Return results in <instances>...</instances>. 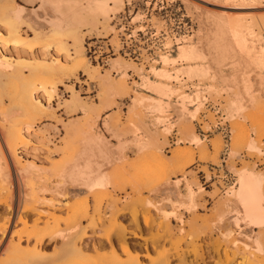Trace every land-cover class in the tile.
Here are the masks:
<instances>
[{
	"label": "rangeland",
	"instance_id": "rangeland-1",
	"mask_svg": "<svg viewBox=\"0 0 264 264\" xmlns=\"http://www.w3.org/2000/svg\"><path fill=\"white\" fill-rule=\"evenodd\" d=\"M84 1L85 0H83L82 2ZM173 1H178L181 3L182 13H185L187 16H189L192 19L193 29H192V33L190 34V36L183 37V38L179 37L178 35L176 36L173 32H171L168 29L167 31L168 33L165 36L166 37L165 42H167V44H171V39H176L175 41H181V44L179 46L183 45L184 43L192 44L196 41L194 35H195V32H197L198 30L197 8H199L209 13L214 12V13L224 14L231 18L236 17L237 19L239 18L240 20L245 19L247 22H254L253 29L256 31V33L259 32L258 34L260 35L259 41L256 43V45L258 47H261V46L264 47V22H263L264 21V0H258L259 2L255 0L254 1L255 3H242L238 0L224 1L222 3L214 2L212 0H173ZM13 2L16 5L23 6L24 8L26 7V9L31 10V11L40 10V2L38 0H13ZM110 14H114V12ZM108 16L105 19L101 18L98 20L101 23L99 22L100 23L99 24L97 22L98 26H96L95 30L91 29L92 27H88V28L83 27L80 30V36L83 41L82 43H84L85 36H90V35L99 36L103 34L107 35L109 33H113V34L116 33L114 30V27L110 28ZM105 20L106 22H104ZM153 20L156 23H159L157 19H153ZM103 23L109 26L108 27L106 26L104 29L105 24ZM261 23L263 24L261 25ZM20 33L24 37L32 36L33 37L32 40L36 41L38 46H36L35 52H30L31 54H33L32 58L25 54L16 55V53H13V51L10 50V47L8 50H5L6 53H4L5 54L4 57L12 66L6 69L5 77L4 76L1 77V80L4 81L5 84L4 83L2 84V82H0V102H1L0 109L2 111L0 112V116L4 112L5 108L8 109L11 107L12 103L9 101V96L14 94L15 90L19 88L20 82H21L20 78H24V77L29 78V76H33V75H36L38 77L44 71L41 65L42 64L41 56L49 40L48 41L36 40L34 33H32L29 30L27 31L26 28H24L22 32ZM112 41H115V38ZM65 42H66V50H64L63 52L65 53V55L64 54L62 55L53 54L51 55L50 59L60 60L62 58L64 59L66 56H70V55L75 56L73 46H72V41L69 38H66ZM57 43L58 42L55 40L50 41L51 45H54ZM82 51L83 52L81 55V59H83V61L86 62L85 64L89 67V69L91 68V66L92 67L95 66V64H91L89 60L86 58L85 53H84V48L82 49ZM175 55H176V50L171 55L159 53L158 56L160 57L161 64L159 66H156V63H155L154 65L150 67L149 70L145 69L143 65H137L132 61H127L120 57V60L122 59L123 62L124 61L127 62V64H125L126 67L122 66L123 68L122 67L114 68L110 64L111 63V60H110L108 67L100 68L98 66H95V68H93L95 70L91 69L87 72V74H84L82 71H76L73 75H69L68 77L63 78L61 82L55 79L54 82H56V88H55V92L52 94L50 104L47 106V109L44 110V113L42 115L36 116L34 119V128L36 131L35 134L32 135V137L28 139V143L25 146L23 145V146L17 147L16 152L19 157L18 158L19 165L15 164L16 169H13L14 166L12 167V164H10L9 166L8 174L11 172L10 173L11 177H10L9 182L11 184L13 183L12 184L13 186L11 185V188H13L12 189V193H13L12 197L14 198L13 202H15V200L17 201V199L19 200L20 198L21 202L18 201L19 207H23L24 203H26L25 204L26 206H29L30 203H32L34 204L33 207L36 208L37 204L34 203V201L35 200L42 201L40 204L41 206L38 204L39 209H41V211L43 210L41 212L42 213L41 215H38L39 213L37 210H35L36 212L33 211L34 210L33 207L30 209L25 208V210H20L21 216L26 217V220H28V223H27L28 227H31L32 226L31 224L33 222L32 220L37 219L39 216L42 217V218L40 217L42 219L40 223H43L47 215L51 216L46 213L48 211H51L49 212L50 214L53 211L52 216L54 214L55 215L57 214L55 216L57 219L60 217L58 219L59 222H57V219L54 220L52 216L49 217V221L47 220L49 224H52L50 222V219H53L56 223H58L56 226H59V227H57L55 231H60L59 229L63 230V228L66 229L68 222H71L72 220L79 222L78 231H81L83 229L85 230L86 233L88 232V234H91V236L89 235L88 238L84 239V242L86 241L85 243H87V245L85 246L87 247L85 248L87 251L84 249L86 252L84 251L83 255L88 258L97 259L98 256H102L104 253L107 255L110 254L107 252L111 251L110 249L111 247H109V250H108V248H106V245H103V247H101L102 245H100L99 247H97L98 249L96 248L94 250V248H92L90 245L93 243L100 244L98 243V240L99 242H101V244L105 243V238H104L106 235L105 232L107 233V235L110 234L111 236V234L114 231L113 228H116V229L118 228L114 225H117L118 223L120 224L122 223L121 225L123 224L127 225L124 227L125 229H127L128 227L131 230H134V232H136L134 234L133 231L131 230L128 231V229L127 230L124 229L125 233L128 236L127 241L129 239L130 241V242L128 241L129 244L132 242L130 244L131 246L130 248L134 249L133 251H131L130 249V251L132 253L134 252L133 254L139 253V260L141 259L140 263L142 264H156V263H153L152 261L155 262L157 260L156 259L157 252L160 253L164 251L166 253V261L168 262V264H186L185 260L189 264H237L245 259H249L253 261V264H264V250H263L264 249V242H263L264 241V236H263L264 230L248 228L247 226L243 225V223H236V218L239 215V210L235 208L234 201L232 202V200H234L233 197L231 199V197H228L229 196L228 194L231 189L237 187V183L235 187L228 190L225 194H222L219 188L217 187V184L222 185L220 182H218V180H216L211 185V187H207V186L205 187L201 184L202 182L201 174L199 173L200 171L204 172L207 178L210 175L214 176L215 171H212V173L208 172L210 165L220 166L221 157L223 153H226L227 154L226 155L227 156L226 166L229 170H231L233 174H235L236 182L238 178L237 173L243 168H249L251 170L254 169L253 170L254 172L264 176V92L258 93L257 91L258 100L255 101L257 103L254 102L253 103L254 106L253 104L248 105V106L246 105L247 108L245 109V112L243 111L244 113L243 112L237 113L234 111H229L230 109L228 108V104L231 98L233 97L232 94L234 93L225 91L224 87L223 88L221 86L219 87V83H217V81L211 80L209 76L193 77V76H188L184 73L177 72L178 69L187 67L188 63L185 61L177 60L176 62H173V63L168 62L165 65L163 64V61H162L163 58L161 56L174 57ZM68 67H71V63H69ZM175 67H177L178 69ZM153 69L169 70L168 73H170L169 75L171 76L169 78L159 77L155 74ZM119 71L120 72L124 71L125 75L120 76ZM126 71L131 72V74L127 73ZM224 71L231 74L230 73L231 71H229V69H226ZM113 72H115L116 75ZM102 74L104 76H107L109 79L112 78L113 80L111 79V81L113 82H118L119 79L121 82L124 80L122 83L124 84L126 88L125 89L126 92H123V93L119 92L118 94L121 93L120 95L118 96L115 95L112 98L115 104L112 106V108H110L111 110H108V111L106 110L105 112H101L96 117L97 115L96 113L100 112V110L103 109V105H102L103 98L106 95L103 81L100 80L102 79V77H104ZM250 75H252L251 78H253L254 80L256 79L257 75L255 73L254 74L250 73ZM142 78L151 80L156 83L165 82V84L169 85L171 88L179 90L178 92H179L180 97L184 95H192L197 92L200 93L203 99L201 100L202 103L200 102L201 105L200 103L199 104L197 103L198 105L197 106L192 102H187L185 104H186V108L188 109V110L186 109V112L190 111V113L191 112L193 113V111L196 108H198L197 111H194L195 113L194 116L191 117V119L193 120L190 119L191 120L190 126L194 130L193 132L196 134L198 139H201V140H198L197 142L194 143L190 138L185 136V134L183 135V131H181L182 129L179 123V120H181L180 116H178L177 113H175L173 110L170 109L167 113H165V118L167 122L159 124V125H155L152 127L153 128L152 131L156 130V132L155 131L154 132L156 134L155 135L157 139L156 141H160L159 144L161 145H158L160 146L159 147L160 149L156 150L157 148L155 147L153 148V147L145 146L144 148L137 150L135 145L129 144V141L134 139L133 136L137 137V135H138V139L142 138L145 141L147 138V134L145 133L141 134L143 130L140 129L142 131L141 132L140 130H138L137 126L139 125L138 127H140L141 123H142L141 125L145 123V127L147 124L151 125L155 119V118L153 119V117H156L155 114L150 113V110H147L149 108L147 102H145L146 105L143 103L144 105L136 106L134 113L136 112L138 113L134 114V116H133V111H131L132 105H133L131 98L134 95L140 93L145 97L155 96L153 92H151L150 90L146 88H143L142 83H141L143 81ZM255 83H256V80L254 81V86L256 90L264 88L263 85L259 86L258 83L256 87ZM216 86L217 88H215ZM72 92H75L77 96L79 97V99L85 105L90 106V107L93 106L92 107L93 112H91V114L87 115V113H84L80 109H74L72 107H68L65 105V100L71 96ZM35 94H36V97L40 100L41 99L40 96L43 93L42 91H37ZM229 95L230 97H228ZM179 96H173V98L171 99V101L177 104L178 106L181 105L180 100L178 101ZM211 96H213V98ZM46 97L47 95L44 96V99L42 101L43 103H45ZM210 104H211V107H213V109H209L206 107L207 105H210ZM250 106L253 108H251ZM145 108H146V111H145ZM94 110H97V112H95ZM216 110H218L223 115L224 119L216 115ZM196 113H197V116H196ZM240 117H243V118H240ZM19 118L18 120L21 121L22 116ZM162 118L163 116L161 115V119ZM25 121H26V118H23L22 124H24ZM105 121H108L109 124L112 123L110 124V127L111 126L113 127V128L112 127L110 128L111 130L106 128V126L104 125ZM225 121L228 122V125L230 128V136H229L230 140H228V144L227 142L225 143V139H223L222 135L216 130H214V132L211 133L209 138H206L204 140L202 139L200 130L203 132H206L207 130H210L211 127L213 128V126H215L217 123H224ZM101 123H102V127L104 131L109 135V139L108 140L106 139V141L108 142V145L113 146L111 145L110 139L115 140L116 142L122 140L123 142L128 143L127 147L125 148V153L130 151L133 154V156L128 157L127 155H124V159L120 161L115 160V162H112L111 164H108L107 166L103 167V170L106 172V174L109 172V174L107 175L111 177L110 178L111 180L109 182H111L110 184L112 186L110 187V185H108V188L105 191L97 190L93 192H87V195H86L84 189L82 190V187L80 186L77 188V191L78 192L81 191V193L76 192V196L72 194H69V195L65 194V196H62V198H60L61 196L59 197L56 196L55 194H53L52 190L55 189L57 182H59L60 180L59 177L56 175L59 174L57 172L63 169V165L68 161L64 167L65 168L69 167L74 161H76L79 158H82L87 152L86 146H87L88 141L96 134L97 135L101 134L102 138L105 139V137L103 136V134L100 132V129H99ZM169 124L170 125L172 124L173 128L171 129L169 133H166L164 131V128H165V125H169ZM141 128H144V125ZM114 129H116L115 134L113 133L115 131ZM157 129L159 132L161 131L160 132L161 134H157L158 132ZM164 134H166V136ZM158 135L159 137H157ZM183 136H185L188 140L183 138ZM129 137L132 139L127 140V138ZM143 137H146V138H143ZM251 140H253L252 142H254L255 144V149H250L248 147ZM161 141L162 142L166 141V142L162 143ZM2 143H3L2 139H0V146ZM179 152L181 156L178 159H174L175 154ZM232 153L233 154L236 153V155L231 156ZM28 163H32L33 165H35V167L38 170L31 172L28 176H25L24 178L20 177L19 170L26 167ZM17 166L22 167V168L18 169ZM57 167L61 169L59 171H56ZM230 167L232 169H230ZM234 167H236V169ZM54 171H56V173ZM56 177L58 178V180ZM185 177H186V181L191 180V183L189 182L190 186L192 185L191 187L196 193L195 202H198L199 204L197 203L195 206L196 207L195 210L190 213H186L184 210L182 211L180 207H177L175 216L173 217L170 216L169 218L170 220L169 225L173 226V227L170 226L171 231H173L172 235L170 236L171 238H170L164 233L166 225L164 224L162 220L164 219L165 223L167 221L165 220V218H162L163 216L161 217L159 214H155L157 221L155 222V224H154L155 219L151 221L153 217L155 218V215L153 216L151 215V214H154V211L152 210V207L147 206V202L148 201L153 202L154 199H156V201H159L164 198V194L163 192H161V189L163 188L164 186L163 184H165V182L170 181V180H177L178 178L185 179ZM20 179H22L23 181ZM263 184H264V178H263ZM16 185L18 186V189ZM44 187L46 190L42 191ZM66 188L70 190L72 187L69 185V187L66 186ZM262 189L264 192V188ZM24 190L26 191L25 193H23ZM47 190L48 191L50 190L51 193L48 192ZM153 190H155V192ZM179 191L182 194H185V184L180 185ZM33 192L35 193L37 192L36 193L37 196ZM82 192L85 193V196ZM23 194H25L28 198H25L24 197L25 195ZM40 194H43V195H40ZM53 195H55L56 197H54ZM6 196H7L6 193L0 192V200H2L1 198L3 199L6 198ZM41 196H43V198ZM30 197L34 198L35 200H33L32 198L30 200ZM229 198L230 200L228 201ZM59 199H60V202L63 201L62 205L64 204V206L59 210H56L55 208L53 210V206L51 204L60 205L61 203H59ZM4 200L0 201V214L1 213L3 214L4 211L7 209V205L4 203ZM22 201H23V204H21ZM84 201L87 202L88 211L83 209L84 207L82 208L83 206L82 203ZM108 201H111L113 203L108 202ZM28 202H29V205H27ZM43 202H46L47 204ZM107 202L109 205L107 204ZM226 202L227 204H225ZM69 204L72 206L68 207ZM110 205H113V206H110ZM115 206L116 208H113ZM65 207L68 210L65 211ZM116 209H121L122 212L118 210V213H117ZM70 210H73V212L76 213L75 216H74V213L72 214L75 219L70 215L71 214ZM84 210H85V213H84ZM65 212H67L68 216L70 215L72 219L69 218ZM113 212H116V213L112 215ZM150 212H153V213H150ZM149 215L152 216L150 217L149 222H152L154 225H156V223L159 224L158 225L159 229L157 228V225H156L157 229H155L154 228L155 226L153 224L150 225L151 223L149 224V222L147 223L148 225L147 224L145 225V219L149 217ZM0 216L2 217V215ZM159 216L162 218V220ZM180 216L181 218H179ZM1 217H0V226L2 224ZM64 217L66 219L68 217L70 221L69 219H67V223H65L66 219L64 220ZM133 217L134 218L137 217L138 220L136 219V221H139V222H136V224L138 225L137 227H139L138 229L140 231L137 230V227L135 226V222L133 221L134 220ZM107 219H109L110 221ZM175 219L178 221H176ZM92 221L93 223L96 222L94 224H96L97 227L96 225H94L95 227L90 229V226L87 224H90V222ZM103 221L104 223L102 225ZM117 221L118 223L116 224ZM161 222L163 223L161 224ZM42 225H44V223ZM42 225L38 224L39 227L38 226L37 227L42 228ZM98 225L99 226L102 225L100 226L101 228L98 227ZM112 225L114 226L113 228H112ZM163 225H164V228L162 229L163 230L162 231L163 233H162L160 229L161 227H163ZM53 226L55 225L53 224ZM87 226H89L88 227L89 229L87 228ZM79 227L81 230L79 229ZM84 227L87 229H85ZM144 228L145 230H143ZM11 229L12 231L17 230L16 232L21 231L22 224L15 223L11 227ZM147 229H150V230L147 231ZM151 229L157 230L156 232L155 231L154 232L156 233V235L158 234V236L159 234H161V236L165 234L163 236L164 240H162V237L160 238L158 236H155V233ZM115 231L113 233L114 235H116ZM150 231H152L153 234ZM146 232L148 233V236H146L147 235ZM149 232H150L151 237L149 235ZM103 233L105 235H103ZM119 233L121 232L119 231ZM248 233L249 235H247ZM117 234H118V231H117ZM132 235H135V236H132ZM245 236H247L248 238L250 237L249 238L250 240L249 239L247 240ZM261 236L263 237L261 239L262 250L257 251L254 241L257 238H261ZM111 237H112V240L114 239L113 241H116L117 238L115 236H111ZM140 237H142L143 239ZM153 237L155 239L160 238V241L155 243L153 240L154 239ZM147 238L149 241H151L150 244L152 242H154L153 243L154 245L159 243V249L158 247L157 249L160 250V252L155 250L156 246L154 249V245H149V241L145 240ZM95 241L97 243H95ZM143 242L147 244H143ZM85 243L83 244L85 245ZM21 244L23 248L26 247L24 241H22ZM160 244H161V247H160ZM118 245L119 244L116 241L115 249L117 250V253L119 254V256L121 255V258L126 259L127 256H125V254L122 253L121 249H119L120 245L119 246ZM253 245L255 246L254 248H252ZM147 249L149 250L146 251ZM168 251L170 255L172 253L173 254L175 253L176 256L175 254L174 255L172 254L173 256L172 255L170 256L169 254H167ZM56 252H59L58 246L55 247V245H52V247L47 248V250H45L43 253H45L44 254L46 255L45 257L51 256L49 258H53L56 255L58 256L59 253L61 254V252L59 253H56ZM182 253L184 256L181 255ZM168 256L170 258H168ZM178 258L182 259L183 263L182 262L178 263L176 261L178 260ZM94 259H90V260L93 261ZM201 259H203V261ZM90 260L88 259L87 262L90 263ZM170 260H171V263H170Z\"/></svg>",
	"mask_w": 264,
	"mask_h": 264
},
{
	"label": "bare ground",
	"instance_id": "bare-ground-1",
	"mask_svg": "<svg viewBox=\"0 0 264 264\" xmlns=\"http://www.w3.org/2000/svg\"><path fill=\"white\" fill-rule=\"evenodd\" d=\"M38 1L40 2V10L35 9L36 11H31V10L26 9V7L24 8L23 6L16 5L13 2V0H0V82H2V84L4 83V81L1 80V77H3V76L5 77L6 69L8 67L12 66L4 57L5 56L4 53H6L5 50H8L10 47V50L13 51V53H16V55L17 54H23V55L25 54V55H28L32 58L33 54H31L30 52H35V50H36L35 48H36V46H38L37 42L32 40L33 39L32 36L24 37L21 35L20 32H22V30L24 28H26L27 31L29 30L32 33H34L36 40H43V41L49 40V42L45 46V50L41 56V59H42L41 65H42V68L44 70L43 73L38 77L36 75H33V76H29V78L28 77L25 78L24 76H23L24 78H20L21 82H20L19 88L15 90L14 94L9 96V101L12 103L11 107L8 109L5 108L6 111L4 110V112L0 116V139H2V142H3L2 143L3 145L1 144V146L3 148L0 146V192H4L7 194L6 198H4L5 200L3 198H1L2 200H4V203L7 205V209L4 211L3 214L2 213L0 214V215H2V217L0 216L1 221H2L1 222L2 224L0 226V264H90V263L91 264H142V263H140L141 259L139 260V253L133 254L134 252L133 253L131 252L134 249L130 248L131 247L130 244L132 242L129 244V242H130L129 239H128L129 242L127 241L128 236L124 231V229H125L124 227L127 225H125V224H123L124 225L123 226V225H121L122 223L120 224L117 221L116 224L118 223L117 224L118 226L117 225H114V226L118 227L120 230L118 228H117L118 230L116 228H113L114 226L112 225V228L114 229V231L116 229V231H115L116 235L113 234L114 231H113V233L111 231L110 232L113 234V235L111 234V236H115L117 238L116 241L120 245L119 249H121L122 253H124L125 256H127L126 259L121 258V255L119 256V254L117 253V250L115 249L116 248L115 247L116 241H113L114 239L112 240V237L110 236V234L108 233L109 235H107L106 232H105L106 235L103 233V235H105V237H104L105 243L101 244V242H99V240H98V243H100V244H94L93 242H91L93 244L90 245V243H89V245L92 248H94V250L97 247H99L100 245H102L101 247H103V245H106V248H108V250H109V247H111L110 248L111 251L107 252L110 254L107 255L104 253L105 255L103 254L102 256H98L97 259L88 258V257H85L83 255V252L86 250L85 248H87V247H85L87 245V243H85L86 241L84 242V239L88 238L89 235L91 236V234H88V232L86 233L85 230H83V229L81 230L80 227H79V229L81 231H78L79 222L72 220L71 222H68L67 227L65 226L66 229L63 228V230L65 229L64 231L62 229H59L60 231H55L57 229V227H59V226H56L58 223H56L54 221L57 219L55 217L57 214L56 215L54 214L53 215L54 217H53L52 216L53 211L51 214L49 213L51 211H48L46 213L51 215L52 218L54 219V220L50 219V222L52 224H49V222H47V220L49 221V217H51V216L47 215L46 218H48V219H46V218L44 219L45 220V221H43L44 225H42L43 223H40L42 221V219H41L42 217L37 216L38 217L37 219L32 220L33 222L31 221L32 224L29 222L32 226L28 227L27 226L28 220H26V217L21 216L20 210H25V208L30 209L34 206V204L30 203V205L32 204L30 206L29 202H28L27 205H29V206H26L25 205L26 203L23 204V201H22L21 204H23L24 206L19 207L18 201H20V198L18 200L17 197H16L17 201L15 200V202H13V199H14L12 197L13 196L12 195L13 194L12 193L13 188H11V185L13 183L11 184L9 182L10 177H11L10 176L11 172L8 174L9 166H10V164H12V167L14 166L13 169H16L15 164L19 165V159H18L19 157H18L17 152H16L17 147L23 146V145L25 146L28 143V139L31 138L32 135L35 134L36 131L34 128V119L36 116L42 115L44 113V110L47 109V106L50 104L52 94L55 92V88H56V82H54V80L57 79L59 82H61L63 78H66L69 75H73L76 71H82L84 74H87V72L89 70L95 68V66H93V67L91 66V68L89 69V67L85 64L86 62H84L83 59H81V55L83 52L82 51V49H83V43L82 42L83 41H82V38L80 36V30L83 27H87V28L92 27L91 29L95 30L96 26H98L97 24L100 22V21H98L99 19H101V18L105 19L108 15H111L110 13H112V12H114V14L120 12L123 8V3H124V0H85L84 2H82L83 0H38ZM212 1L222 3L224 1H234V0H212ZM238 1H240L242 3H255L254 2L255 0H238ZM185 2H187V1H185ZM137 16H136V18H138ZM197 20H198V30H197V32H195V35H194L196 41L194 40L195 42L192 44L191 43H184L183 45L178 46V48L176 49V55L174 57L161 56L163 58L162 59L163 64L165 65L168 62L173 63V62H176L177 60L187 62L188 64H187V67H185V68L178 69L177 67H175L178 69L177 72L184 73L188 76H193V77L209 76L211 80L217 81V83H219V84L220 83L223 84L225 91L234 93V94H232L233 97L231 96L232 98L228 104V108L230 109L229 111H234L237 113H242L243 111L245 112V109L247 108L248 105H251L256 100H258V98H257L258 93L264 92V90H263L264 88L256 90L254 83L251 82L252 81L251 80L252 75H250V73H252V74L255 73L257 75V76L255 75L256 76V79H255L256 80V83H255L256 87H257V83L259 84V86H262V85L264 86V47L263 46L258 47L256 45V43L259 41L260 35L258 34L259 32L256 33V31L253 29V23L254 22H247L245 19L240 20L239 18L237 19L236 17L231 18V17H228L224 14H219V13H214V12L209 13V12L204 11V10L199 9V8H197ZM258 20H260V19H258ZM104 22H106V20ZM196 23H197V21H196ZM103 24H105V23H103ZM262 24L263 23H261V25ZM106 26L107 25L105 24L104 29ZM46 29H47V31H46ZM88 31H89V29H88ZM95 32H97V31H95ZM98 34H99V32H98ZM82 36H83V34H82ZM66 38H69L72 41V46H73L75 56H72V55L66 56L64 59L62 58L60 60L50 59L51 55H53V54L54 55H62V54L65 55V53H63V52H64V50H66V42H65ZM53 40L57 41L58 43L51 45L50 41H53ZM69 63H71V67H68ZM110 64L114 68H121L122 66L126 67L125 64H127V62H125V61L123 62L122 59L120 60V57H116V58L111 60ZM128 65H129V63H128ZM179 67H181V66H179ZM182 67H184V66H182ZM164 68H165V66H164ZM226 69H229V71H231L230 72L231 74L225 75L226 72L224 70H226ZM93 70H95V69H93ZM153 70H154L155 74L159 77L169 78L171 76V75H169L170 73H168L169 70H165V69H153ZM123 75H125V72L121 71L120 76H123ZM111 79L112 78L109 79L107 76H104V77H102V79H100L101 81H103V85L105 87V94L106 95L103 98V104H102L103 109H101L100 112L96 113L97 114L96 117L101 112H105L106 110L107 111L111 110L110 108H112V106L115 104V102L112 100V98L115 95H117V96L120 95L121 93L118 94L119 92H122V93L126 92V90H125L126 88H125L124 84L122 83L124 80L121 82L119 79L118 82H113V81H111ZM141 83H142L143 88L150 90L151 92H153L155 94V96L154 97L153 96L145 97L140 93L134 95L131 98V100L133 102L132 109L130 107L131 111H133V116H134V114L138 113V112L134 113L136 106L144 105V104L146 105L145 102H147L148 106H149V108L147 110H150V113L155 114L156 117L152 116L153 119L154 118L155 119L151 125L147 124L145 127V123H143L144 128H141L143 126V125H141L142 124L141 123L140 127H138L139 125L137 126L138 130H140V129L143 130V132L140 130L142 132L141 134H143V133L147 134V138L143 137V138H146V140L144 141V139H142V138H141L142 140L138 139V135H137V137L133 136L134 139L131 138L132 140L129 141V144L135 145L137 150L142 149L145 146H149V147H153V148L155 147V148H157L156 150L160 149L159 148L160 146H158V145H161V144H159L160 141H156L157 140L156 136H155L156 130L152 131V129H153L152 127L155 125L166 123L167 120L165 118V113H167L170 109L173 110L175 113H177L178 116H180L181 120H179V123H180L181 129H182V130L181 129L180 130L183 131V135L185 134V136L190 138L194 143L197 142L198 140H201V139H198L196 134L193 132L194 130L190 126V121L193 120V119H191V117L194 116V114H195L194 111H197L198 108H196V109L194 108L195 110L193 111V113L192 112L190 113V111L186 112L187 108H186V104H185L187 102H192L195 105H197V103L199 104L201 102V100H203L202 96L200 95L199 92L194 93L192 95H184V96L180 97L179 92H178L179 90L171 88L169 85L165 84V82L164 83L163 82L162 83H160V82L156 83V82H153L151 80L143 79V81ZM207 85H209V84H207ZM238 86H241L242 91L237 92L235 90L238 88ZM3 87H4V85H3ZM215 88H217V86ZM234 90H235V92H234ZM37 91H42V93H43L40 96V98H41L40 100L36 97L35 93ZM257 91H258V93H257ZM45 95H47V97H46L45 103H43L42 101H43ZM173 96H179L178 101L180 100V104H181L180 106H178L177 104H175L171 101ZM218 96H219V94H218ZM211 97L213 98V96H211ZM228 97H230V95ZM201 103H200V105H201ZM255 103H257V102H255ZM65 105L68 107H72L74 109H80L84 113H87V115H89V114H91V112H93L92 111L93 106L90 107V106L85 105L79 99V97L77 96V94L75 92H72L71 96L65 100ZM253 106H254V104H253ZM251 108H253V107H251ZM94 111L97 112V110H94ZM145 111H146V108H145ZM0 112H2L1 109H0ZM227 112H228V110H227ZM161 115L163 116L162 119H161ZM21 116H22V118L20 121V120H18V118ZM196 116H197V113H196ZM23 118H26V121L24 122V124H22ZM240 118H243V117H240ZM148 119H149V117H148ZM110 124H112V123H110ZM110 124L108 123V121H105L104 125L106 126L107 129H110L112 127V126L110 127ZM172 124L171 125L170 124L165 125L164 131L166 133H169L171 131V129L173 128ZM114 130L115 131L113 133L115 134L116 129H114ZM144 130H146V131H144ZM157 131H158V129H157ZM119 132H120V130H119ZM160 132L158 131L157 134H161ZM100 135L96 134L95 136H93L88 141L87 146H86L87 152L82 158L77 159L69 167H66V168L64 166L67 164L68 161L66 163L63 162L65 164L63 165L62 170H60L61 168L57 167L56 171L60 170L59 172H57L59 174H57V175L54 174V175L58 176L60 180H59V182H57L55 189L52 190L53 194H55L58 197L61 196L60 198H62V196H65V194H68V195L72 194V195L76 196V192H78L77 188L80 186L82 187V190L84 189L86 195H87V192H93V191H97V190H104L105 191L108 188V185H110V187H112L110 184L111 182H109L111 180L110 179L111 177H109L107 175V174H109V172L106 174V172L103 170V167L107 166L108 164H111L112 162H115V160L120 161V160L124 159L125 148L127 147L128 143L120 140V141H117L116 146H110V145H108V142L106 141V139L102 138V135L101 136ZM162 135H163V133H162ZM164 135L166 136V134H164ZM117 136H118V134H117ZM185 136H183V138L187 139ZM157 137H159V135ZM115 138H117V137H115ZM252 141L253 140H251L248 147L250 149H255V144ZM163 142H166V141H163ZM136 148H135V150H136ZM233 153L231 156L236 155V153L235 154H233ZM259 153H261V152H259ZM180 156H181V154L179 152V153L175 154L174 159H178ZM69 163H70V161H69ZM19 168H22V167H18V169ZM234 168L236 169V167H234ZM230 169H232V168L230 167ZM35 170H38L35 167V165H33L32 163H28L26 167L19 170L20 177L24 178L25 176H28L31 172H33ZM253 170H251L249 168H243L242 170H240L237 173V175H238L237 182H236L237 187L233 188L229 191L228 197H231V199L233 197L234 200H232V202L234 201L235 208H237L239 210V215L236 218V223H243V225L247 226L248 228L261 229V230L263 229L264 230V192L262 189V188H264L263 187L264 186V184H263L264 176L254 172ZM56 171H54V172L56 173ZM107 171H108V169H107ZM111 176H113V175H111ZM20 180H22V179H20ZM57 180H58V178H57ZM189 182L191 183V180L186 181V177H185V179L184 178H178L177 180L167 181V182H165V184H163L164 186L161 189V192H163V194H164V198L162 200H159V201H156V199H154L153 202L152 201L147 202V206L152 207V210L154 211V214H151L152 216L155 214H159L161 217L163 216L162 218H165V220L167 221L165 223L164 219L162 220V218L159 216L161 218V220L164 222V224L166 225L164 233L168 237H170L172 235V232H173V231H171V227H173V226L169 225V221H170L169 218H170V216H172V217L175 216L177 207H180L182 209V211L184 210L186 213H190V212H193L195 210V208H196L195 206L198 203V202H195V199H196L195 194L196 193L192 189V187H191L192 185L190 186ZM181 184H185V194H182L179 191ZM262 184H263V186H262ZM69 185L72 187L70 190H68L66 188V186L69 187ZM17 189H18V186H17ZM45 190L46 189L44 187L42 189V191H45ZM153 191L155 192V190H153ZM25 192L26 191L24 190L23 193H25ZM48 192H50V190ZM33 193L36 194L37 192L36 193L33 192ZM78 193H81V191ZM85 193H83L84 196H85ZM23 195H25V194H23ZM40 195H43V194H40ZM55 195H53V196L56 197ZM36 196H37V194H36ZM197 196H198V194H197ZM24 197L28 198L26 195ZM41 197L43 198V196H41ZM31 198L32 197H30V200H31ZM32 199L35 200L34 198H32ZM2 200H0V201H2ZM229 200H230V198L228 199V201ZM57 201H58V199H57ZM41 202L42 201H38V200L34 201V203H36L37 206H36V208L33 207V209H34L33 211L37 210L39 213L38 215H41L42 214L41 212L43 211V210L41 211V209H39V207H38V204L40 205ZM62 202H60V199H59V203H61L60 205L51 204L53 206V210H54V208L56 210L61 209L64 206V204L62 205ZM108 202H111V201H108ZM108 202H107V204H108ZM43 203H46V202H43ZM111 203H113V202H111ZM221 204H222V202H221ZM225 204H227V202ZM48 205H49V203H48ZM82 205H83L82 208L84 207L83 209L87 210V207H88L87 202L84 201L82 203ZM228 205H230V204H228ZM52 206H50V207H52ZM71 206L72 205H70V204L68 205V207H71ZM110 206H113V205H110ZM66 207H65V211L68 210ZM222 207H223V205H222ZM113 208H116V206ZM121 209H116L117 213H118V210L122 212ZM85 210H84V213H85ZM147 210H148V208H147ZM111 211H112V209H111ZM65 213L67 214V212H65ZM70 213H71L70 215L74 218L76 213L73 212V210H70ZM73 213H74V216L72 215ZM114 213H116V212H113L112 215ZM123 213H124V211H123ZM150 213H153V212H150ZM70 215L68 216V214H67V216L69 218H71ZM110 216H111V214H110ZM152 216L149 215V217L146 218L147 220L144 218L145 219V225L150 221V217H152ZM68 217H67V219H69ZM35 218H36V216H35ZM148 218H149V220H148ZM179 218H181V216ZM58 219H57V222H59ZM65 219L66 218L64 217V220ZM67 219L65 220L66 221L65 223H67ZM109 219H107V220H109ZM136 219H137V217L134 218L133 221L135 222V226L137 227L138 225L136 224V222H139V221H136ZM154 219H155V221H154V224H155V222L157 221L156 215H155V218L153 217V219L151 221H153ZM69 221H70V219H69ZM176 221H178V220H176ZM163 222H161V224ZM15 223H21L22 224V230L21 231H18V232H16L17 230L12 231L11 227ZM92 223H93V221L90 222V224H87L90 226V229L94 228L95 227L94 225H96V224H94L96 222H94L93 224ZM103 223H104V221L102 222V225H103ZM142 223H144V222H142ZM38 224H41L42 228H38L39 227ZM53 224L56 226V228H55V226H53ZM149 224L152 225L153 223L149 222ZM64 225H66V224H64ZM102 225H100V226H102ZM156 225L158 228L159 224L156 223ZM156 225H154L155 229H157ZM89 226H87V228ZM100 226L98 225V227H100ZM241 226H242V224H241ZM27 227H28V229H27ZM96 227H97V225H96ZM132 227H134V226H132ZM87 228H85V229H87ZM138 228L139 227H137V230H139ZM146 228H147V226H146ZM163 228H164V225L160 229L161 232L163 231L162 230ZM127 229H128V231L131 230L128 227H127ZM127 229H125V230H127ZM155 229H151V230H153V232L154 231L156 232L157 230H155ZM143 230H145V228ZM148 230H150V229H147V231ZM117 231H118V234H117ZM119 231L121 233H119ZM131 231L134 232V230H131ZM150 232H152V231H150ZM150 232H149V235H150ZM153 232H152V234H153ZM128 233H130V232H128ZM135 233L136 232H134V234ZM146 234L145 235L148 236L147 232H146ZM165 234H163V236ZM261 234H263V233H261ZM98 235H100V234H98ZM247 235H249V233ZM132 236H135V235H132ZM155 236H158V234L156 235V233H155ZM163 236H161V234H159L158 237H160V238L162 237V240H164ZM167 236H165V237H167ZM150 237H151V235H150ZM140 238H142V237H140ZM148 238L145 240H148ZM160 238H157V239L154 238L153 240L155 243H157L158 241H160ZM245 238L248 240L250 237L248 238L247 236H245ZM262 238L263 237L261 236V238H257L254 241L257 251L262 250V243H261ZM22 241H24V243L26 245L25 248L22 247V244H21ZM96 241H95V243H97ZM165 241H167V240H165ZM150 242L151 241H149V245H154L153 244L154 242H152L151 244H150ZM83 243H85V245ZM143 244H147V243L143 242ZM161 244H160V247H161ZM247 244H249V243H247ZM52 245H55V247L58 246V250H59V252H61V254L59 252H56V253H59V255H60V256L58 255L59 257L56 255L57 258H56V256L53 258H49L51 256H47L48 257L47 258V257H45L46 255H44L45 253H43L45 250H47V248L52 247ZM107 245H109V246H107ZM139 245H141V244H139ZM251 245H252V243H251ZM155 246H156V249H155ZM143 247H142V249H143ZM157 247L159 249V243L154 245V249L156 251L160 252V250H158ZM254 247L255 246L253 245L252 248H254ZM145 248H147V247H145ZM130 249H131V251H130ZM56 250H54V251H56ZM148 250L149 249H147L146 251H148ZM164 250H165V248H164ZM183 253L181 255H183ZM185 253H187V252H185ZM54 254H55V252H54ZM167 254L170 255L169 251ZM156 256H157V258H156L157 260L155 262L152 261L153 263L168 264V262L166 261L165 251L160 252V253L157 252ZM175 256H176V254H175ZM177 256H178V254H177ZM87 258L89 260L90 259H94V260L93 261L90 260V263H89V262H87V260H88ZM168 258H170V257L168 256ZM202 258H204V257H202ZM179 259L180 258H178V260H176V261L178 263L182 262L183 258L180 260ZM201 260L203 261V259H201ZM170 263H171V260H170ZM185 263L189 264L186 262V260H185ZM237 264H253V261H251L249 259H245V260H242L240 263H237Z\"/></svg>",
	"mask_w": 264,
	"mask_h": 264
},
{
	"label": "built area",
	"instance_id": "built-area-1",
	"mask_svg": "<svg viewBox=\"0 0 264 264\" xmlns=\"http://www.w3.org/2000/svg\"><path fill=\"white\" fill-rule=\"evenodd\" d=\"M153 19H157L160 24ZM109 25L114 27L115 34L102 33L103 35L84 38L86 58L100 68L108 67L110 60L118 56L143 65L147 70L155 63L159 66L161 61L158 54L171 55L181 44V41H175L176 39H171V44L165 42L168 29L182 38L190 36L193 29L192 19L182 13L181 3L173 0H124L122 11L109 15ZM114 38L115 41H112ZM127 73L131 74L129 71ZM216 115L224 119L218 110ZM214 130L218 131L228 144V122L217 123L206 132L200 130L202 139L209 138ZM226 155L223 153L220 166L210 165L208 172L215 171L214 176L207 178L204 172H199L203 186L211 187L218 180L222 185L217 184V187L222 194L236 186V176L226 166Z\"/></svg>",
	"mask_w": 264,
	"mask_h": 264
},
{
	"label": "crops",
	"instance_id": "crops-1",
	"mask_svg": "<svg viewBox=\"0 0 264 264\" xmlns=\"http://www.w3.org/2000/svg\"><path fill=\"white\" fill-rule=\"evenodd\" d=\"M229 73H227L226 72V74L225 75H228ZM251 82L252 83H254V79L253 78H251ZM219 86H221V87H223V84H219ZM237 92H239V91H242L241 90V86H238V88L237 89H235ZM235 90H234V92H235ZM207 108H209V109H212L213 107H211V104L210 105H207L206 106ZM100 132L104 135V137H106L105 139H109V135L104 131V129H103V127H102V123L100 124ZM128 139H131L130 137L129 138H127V140ZM110 141H111V144L113 145V146H116L117 145V142L115 141V140H111L110 139ZM124 155H127L128 157H131V156H133V154L130 152V151H128V152H126Z\"/></svg>",
	"mask_w": 264,
	"mask_h": 264
}]
</instances>
